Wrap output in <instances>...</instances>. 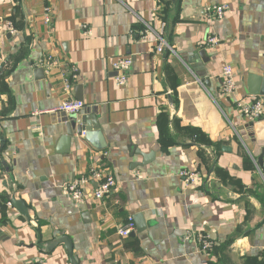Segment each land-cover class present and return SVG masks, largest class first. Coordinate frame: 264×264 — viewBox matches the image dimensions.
I'll return each mask as SVG.
<instances>
[{"label":"crops","instance_id":"obj_1","mask_svg":"<svg viewBox=\"0 0 264 264\" xmlns=\"http://www.w3.org/2000/svg\"><path fill=\"white\" fill-rule=\"evenodd\" d=\"M222 4L225 17L209 18ZM120 59L132 61L122 87ZM257 77L264 0H0V264H71L64 245L44 253L63 237L78 264H264V114L237 108L264 102ZM71 99L105 148L65 140L70 115L58 109ZM93 170L117 192L98 203L92 180L75 203L67 186ZM183 170L201 175L196 185Z\"/></svg>","mask_w":264,"mask_h":264},{"label":"built area","instance_id":"obj_2","mask_svg":"<svg viewBox=\"0 0 264 264\" xmlns=\"http://www.w3.org/2000/svg\"><path fill=\"white\" fill-rule=\"evenodd\" d=\"M230 10L229 4H222L219 6H215L211 9V14L209 18L214 20H221L225 17L226 13ZM45 22L49 23L51 21V13L52 9L47 7L45 9ZM7 31L9 33H15L16 30L12 26V24H7ZM206 45L211 47H219L220 39L216 36H209L206 42ZM132 67V61L130 59H120L117 60L113 64V69L117 72L118 76L116 77V84L118 87H122L126 84L127 81V72ZM223 78V94L226 96H230L237 90V84L234 77V70L230 65H226L223 68L222 73ZM68 94L71 91L70 84L66 80L65 89ZM85 105L82 102L76 100H66L59 107V111L65 112L68 115H78L83 109ZM237 108L240 113L250 121H254L259 119L264 114V102L261 100L257 101H246L241 100L237 102ZM180 177L185 181L187 185H196L201 175L192 172L189 170H183L180 172ZM94 180L97 183V187L93 193V198L98 203L104 202L105 199L112 194L116 193L118 190V183L113 176L107 174L103 171H92V176L90 178H79L74 180L71 184L67 186V193L71 197V199L77 204H85L86 203V186ZM1 213V209H0ZM136 231V223L133 218H129L127 223L120 226L118 229V235L125 239L129 238L132 233ZM202 241V240H201ZM203 252H209L213 247V243L208 239L202 241Z\"/></svg>","mask_w":264,"mask_h":264},{"label":"water","instance_id":"obj_3","mask_svg":"<svg viewBox=\"0 0 264 264\" xmlns=\"http://www.w3.org/2000/svg\"><path fill=\"white\" fill-rule=\"evenodd\" d=\"M257 79L261 81V85L259 87V90L255 93L257 96L264 97V80L261 78ZM67 125V138L65 140H68V138H72L73 136L83 137V139L89 143H92L94 147L103 149L105 148V145L102 143V132L100 125L96 123V121H91V118L89 116H82L79 117L78 115H70L68 117V121L66 123ZM100 139L99 145L95 144L94 140ZM260 164H262V160H260ZM13 205H15V208L19 211L20 214L28 216L27 207L23 204V202L13 200ZM145 229L144 225L138 224V232H141ZM59 245H64L68 255L71 264H78L74 257L73 252V243L72 241L67 238L63 237L58 240L51 241L46 244L44 253L50 254L53 252Z\"/></svg>","mask_w":264,"mask_h":264},{"label":"trees","instance_id":"obj_4","mask_svg":"<svg viewBox=\"0 0 264 264\" xmlns=\"http://www.w3.org/2000/svg\"><path fill=\"white\" fill-rule=\"evenodd\" d=\"M232 238V237H231ZM232 240V239H231Z\"/></svg>","mask_w":264,"mask_h":264}]
</instances>
